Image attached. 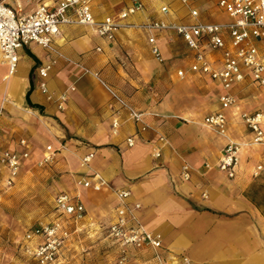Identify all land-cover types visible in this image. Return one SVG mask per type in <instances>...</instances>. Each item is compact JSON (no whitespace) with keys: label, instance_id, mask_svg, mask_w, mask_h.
<instances>
[{"label":"crops","instance_id":"0c3cea01","mask_svg":"<svg viewBox=\"0 0 264 264\" xmlns=\"http://www.w3.org/2000/svg\"><path fill=\"white\" fill-rule=\"evenodd\" d=\"M55 1L38 0L49 5ZM140 1L144 11L131 17L129 23H143L154 17L178 21L186 13L176 2L171 5L172 16L159 15L158 3ZM203 1L198 0V6L204 19L227 20L216 3L213 17H206ZM129 2L91 0V12L100 20L107 15H116ZM146 37L139 30L121 29L116 32L114 41L108 42L97 37L91 27L68 25L61 28L56 51H46L36 45L21 48L12 76H7L6 65H0V107L3 108L0 147L19 150L18 141L26 139L31 146L32 158L36 160L45 146L51 145L57 150L65 140L69 149L63 150L61 155L68 162L60 170L77 174L71 178L72 191L60 193L77 196L85 212L89 204L84 198L89 196L87 192H92L90 195L97 199L103 212L107 211L111 221L113 210L110 207L117 202L115 191L128 190L130 204L141 206L137 211L141 225L165 237L162 240L169 249L190 264H264V216L245 197L256 178L253 175L255 168L260 166L264 170V151L260 149L264 145H260L256 159H249L245 164L238 159L233 179L226 178L216 168L226 143H236L240 147L242 137H245L244 141L249 138L237 116L238 111L264 114L244 109L238 92L250 87L264 88L245 81L233 89L238 108L227 113L226 136L217 135L203 126L206 114L194 123H181L175 118L177 113L173 107L179 85L186 84L189 88L188 84L194 80L204 92L213 87L216 96L217 88L208 77L189 71L191 57L175 35L161 34L157 38L163 64L148 55ZM212 56L217 58L218 55ZM144 57L149 60V67ZM170 61L183 63L184 68H175L174 75L169 73V77H164L165 69L161 65H168ZM48 65L50 69L45 79L48 94H43L38 85L41 80L37 70ZM179 69L185 71L183 77L177 76ZM95 73L135 111L145 114L143 121L150 130L136 135V125L126 110L120 109L117 115L114 114L118 108H109V96L93 76ZM28 92V102L39 108L27 104ZM114 115L119 121L115 134L111 131ZM234 124L237 128L230 137L229 131L233 132ZM133 135L135 144L129 148L125 141ZM160 135L167 139V145L157 143ZM159 147L161 156L154 159L153 150ZM90 153H93L91 161L81 165V159ZM184 162L191 168L188 181L179 176ZM205 164L210 168L206 169ZM29 167L39 168L29 165L24 170ZM93 175L104 180V188L96 191L76 185L78 179ZM213 213L223 219H215Z\"/></svg>","mask_w":264,"mask_h":264},{"label":"built area","instance_id":"2783aa9c","mask_svg":"<svg viewBox=\"0 0 264 264\" xmlns=\"http://www.w3.org/2000/svg\"><path fill=\"white\" fill-rule=\"evenodd\" d=\"M158 3L159 15L172 16V3H179L185 9V15L178 21H162L154 17L143 23H129L128 20L143 12L145 7L140 0H130L116 15H107L97 20L91 12V0H57L52 5L39 4L28 13H23L20 6L11 7L0 3V65L7 67V76H12L17 69L18 51L21 48L36 45L46 51H56V40L61 34V28L68 25L91 27L97 37L113 42L115 34L121 29H137L145 33L150 55L159 64L164 63L157 42L159 35L173 34L185 45L191 57L188 67L192 73L206 76L217 88V108L206 114L203 126L217 135L226 136L228 128L227 113L238 108V101L233 89L248 81L254 86L264 88V0H217L216 7L227 20L211 21L204 19L198 6V0H149ZM100 51V49H97ZM217 54V58L212 55ZM50 66L37 70L40 78L39 88L43 94H48L45 79ZM185 71L179 69L178 77H183ZM93 76L101 83L109 96V108L117 115L120 109L126 110L136 125V135L150 130L143 121L145 114L135 111L127 101L113 88L106 85L98 74ZM63 102L64 97H60ZM60 108V105L58 106ZM3 108L0 107V120ZM114 115L111 123L113 134L119 128V121ZM157 116V115H155ZM238 118L248 131V146L264 145V114L260 112L238 111ZM134 136L126 139L127 147L135 144ZM160 146L167 145L164 136H158ZM19 150L0 147V186L11 187L19 178L26 166L33 165L47 168L54 164L56 150L51 145L45 146L38 159L34 160L31 146L26 139L18 141ZM239 145L228 142L224 145L216 168L226 178L233 179L238 166ZM161 156V148H155L154 159ZM93 153L81 159V165L88 164ZM204 167L209 169V165ZM262 168L256 167L254 177ZM183 181H188L191 168L183 163L179 173ZM76 185L92 188L96 191L105 187L101 177L93 175L88 179H78ZM116 205L112 220L104 227L106 240L119 251L118 264H126L127 253L130 250L152 251L156 264H170L164 255L166 250L162 245L160 234L146 230L140 223L137 211L139 203L130 204V191H115ZM55 210L67 219L79 220L84 216L85 209L77 196L66 193L57 194L54 199ZM70 236V230L62 221L40 225L24 235L25 241H33L30 247L31 256L40 264H63L61 257ZM183 264H190L186 258Z\"/></svg>","mask_w":264,"mask_h":264},{"label":"rangeland","instance_id":"374dc122","mask_svg":"<svg viewBox=\"0 0 264 264\" xmlns=\"http://www.w3.org/2000/svg\"><path fill=\"white\" fill-rule=\"evenodd\" d=\"M216 1H203L204 8H202L206 17H213ZM1 2L14 8L19 5L23 13L30 12L40 4L38 0H3ZM144 49L147 47L144 46ZM148 55L151 57L149 51ZM143 59L145 60V57ZM144 62L149 67V60ZM161 66L165 69L164 77H169V73L174 75L175 68H184L183 63L180 64L177 61H170L168 65ZM183 85V87L187 86ZM188 85H190L189 88L179 85L177 93H175L176 102L173 103L174 112L177 113L175 118L187 125L196 122L197 119H201L217 107L216 92L213 87L204 92L194 80ZM238 94L239 99L242 100L240 104L244 109L264 112V90L250 87L240 90ZM232 126L233 132L229 131L228 135L230 137L232 133L234 134L237 124ZM242 138L243 140L239 142L238 159L245 164L249 159H256L259 156L260 146H248L245 144V137ZM66 142L64 140L61 147L56 150L52 166L47 168L29 167L20 174L13 186H0V264H40L31 256L28 249L34 247L36 240L27 242L24 235L40 225L56 220L62 221L70 230L67 247L63 250L61 257L63 264H118L120 253L106 240L103 231L110 222L109 216L107 211L103 212L99 208L97 199H93L90 195L92 192H87L89 196L84 198V202L87 201L89 206L82 219H67L54 208L53 199L56 194L72 191L70 190L73 184L71 178L76 173L60 170V167L64 164L67 165L68 162L67 158L61 155L63 150L69 149ZM52 148L55 149L53 146ZM260 149L264 151V147ZM56 164L57 168H55ZM251 189L254 192L257 190L259 192V194L253 195V198L258 203H264V170L256 178H253L249 186V190ZM115 205L113 204L110 210H113ZM194 207L198 209L196 206ZM216 218L223 219L219 214L215 215ZM162 245L166 250L164 255L169 262H172L171 264H183L180 260L181 255L174 254L164 241ZM126 264H156V260L152 251L130 250L127 253Z\"/></svg>","mask_w":264,"mask_h":264},{"label":"trees","instance_id":"16d2710c","mask_svg":"<svg viewBox=\"0 0 264 264\" xmlns=\"http://www.w3.org/2000/svg\"><path fill=\"white\" fill-rule=\"evenodd\" d=\"M28 95L29 92L26 95V100H27V104L31 107V108H39L37 105L31 104L28 102ZM251 190H248L247 193H245V197L247 198V200H249L251 202V204H253V206H255V208L260 212V214L262 216H264V203H258L254 198L253 195H257V193L259 194L258 190L257 192H254ZM253 192V193H252Z\"/></svg>","mask_w":264,"mask_h":264},{"label":"water","instance_id":"95a60500","mask_svg":"<svg viewBox=\"0 0 264 264\" xmlns=\"http://www.w3.org/2000/svg\"><path fill=\"white\" fill-rule=\"evenodd\" d=\"M3 1V0H0V2Z\"/></svg>","mask_w":264,"mask_h":264},{"label":"bare ground","instance_id":"6f19581e","mask_svg":"<svg viewBox=\"0 0 264 264\" xmlns=\"http://www.w3.org/2000/svg\"><path fill=\"white\" fill-rule=\"evenodd\" d=\"M4 1H6V0H4Z\"/></svg>","mask_w":264,"mask_h":264}]
</instances>
